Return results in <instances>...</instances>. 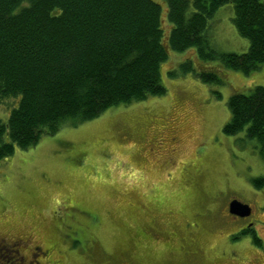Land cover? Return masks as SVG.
Returning a JSON list of instances; mask_svg holds the SVG:
<instances>
[{"label":"rangeland","instance_id":"1","mask_svg":"<svg viewBox=\"0 0 264 264\" xmlns=\"http://www.w3.org/2000/svg\"><path fill=\"white\" fill-rule=\"evenodd\" d=\"M233 18L226 4L209 21L217 53L250 48ZM187 61L195 73L169 76ZM210 70L224 84L197 75ZM161 79L165 96L62 126L1 162L0 264H264V242L232 236L227 205H251L264 241V187L252 183L264 150L222 130L231 95L264 87V65L244 75L192 48L170 53Z\"/></svg>","mask_w":264,"mask_h":264},{"label":"trees","instance_id":"2","mask_svg":"<svg viewBox=\"0 0 264 264\" xmlns=\"http://www.w3.org/2000/svg\"><path fill=\"white\" fill-rule=\"evenodd\" d=\"M159 1L165 13L154 0H0V164L62 126L165 96L161 66L172 52L194 48L203 61L244 75L264 65V0ZM226 4L250 42L246 53H217L209 44V21ZM180 67L169 76L195 73L190 61ZM197 75L206 84L225 81L212 70ZM227 108L225 136L244 134L264 150V87L234 93Z\"/></svg>","mask_w":264,"mask_h":264},{"label":"flooded vegetation","instance_id":"3","mask_svg":"<svg viewBox=\"0 0 264 264\" xmlns=\"http://www.w3.org/2000/svg\"><path fill=\"white\" fill-rule=\"evenodd\" d=\"M232 200H233V198L230 201H232ZM228 214H229V207H228ZM231 217L240 224V228L237 230L238 231L237 234L232 235V236L237 237L239 235L238 237H246V238L250 237L253 240L256 248L259 249L262 246V242H264L263 237H261V234H260L261 229H260V231L257 232L255 230L250 229V228H251V225H253V223L257 224V223H261V222H257L254 219L253 212L251 213L250 217H247L245 219L237 217V216L236 217L231 216ZM262 223H264V222L262 221ZM232 236L230 235L229 238Z\"/></svg>","mask_w":264,"mask_h":264},{"label":"water","instance_id":"4","mask_svg":"<svg viewBox=\"0 0 264 264\" xmlns=\"http://www.w3.org/2000/svg\"><path fill=\"white\" fill-rule=\"evenodd\" d=\"M230 213L245 218L250 215L251 209L248 205H243L235 200L230 203Z\"/></svg>","mask_w":264,"mask_h":264}]
</instances>
